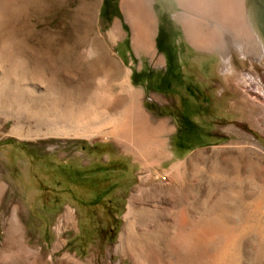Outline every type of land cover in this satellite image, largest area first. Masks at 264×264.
I'll use <instances>...</instances> for the list:
<instances>
[{"label": "rangeland", "instance_id": "obj_1", "mask_svg": "<svg viewBox=\"0 0 264 264\" xmlns=\"http://www.w3.org/2000/svg\"><path fill=\"white\" fill-rule=\"evenodd\" d=\"M86 1L0 0V59L3 62L0 67L11 75L19 74V78L23 77L22 72L26 69L40 71L44 80L58 74L77 86H83L85 79L91 78L93 83L87 86L89 95L96 92L103 106L107 97L113 95L118 104H111L104 112L95 113L97 119L88 123L82 118L89 117L91 113L80 111L82 101L78 94L73 95L74 90L68 89L55 92L52 99L46 96L33 100L29 98L24 114L41 132H52L62 127L70 132L91 130L112 116L119 118L128 94L121 78L124 69H129L131 85L141 91V107L150 120L169 117L174 124L166 136L172 155L160 162V168L168 169L172 163L186 160L198 152L201 154L198 164L187 169L186 190L181 196L180 207L200 223L219 214L226 223L240 230L241 258L249 257L247 245L255 240L256 232L251 228H241L245 221L251 222V219L264 222V212L253 211L252 201L264 189V178L244 157L220 160L222 150H233L237 145H245L246 140L264 147V133L261 130L264 126L261 129L252 127L240 108L241 104H248L247 93L243 94L240 88L244 84L237 80L240 71L236 74L231 70L219 75L220 59L218 61L216 55L208 52L197 53L189 45L174 17L182 11L175 0H152L158 21L155 39L157 55H165V67L156 66L155 59L151 60L144 51L138 52L133 48L128 35L129 27L118 0H106L105 4L103 0H98L97 23L100 32L104 34L116 19L121 21L124 31L110 51L106 49L115 68L112 71L108 65L103 67L102 71L109 72L111 79L98 87L96 78L101 77V72L89 73L72 55L54 54L50 58L36 55L32 59L30 54L24 53L13 57L9 51L8 37L12 41L13 38L18 40L19 36L23 46L28 47L29 34L39 33L47 24L54 26L57 36L72 41L82 30L79 7ZM246 3L252 15H247V23L264 41V0H246ZM196 6L195 2L189 3L188 9L192 14ZM246 13L249 14V10ZM10 26L15 27L14 35L8 34ZM92 29H95L94 25ZM192 56L201 59L195 65L199 71L206 73L204 78L188 71ZM15 58H23V61ZM217 61L219 67L216 66L214 76L208 79L210 76L207 72ZM249 61L237 65V68L248 69ZM4 81L7 79L1 78L2 85ZM9 84L14 85L11 81ZM157 94L162 95L163 99L154 96ZM220 97L224 100L222 106L225 111L217 104ZM8 127L9 122L4 129ZM50 144L57 145L53 151L47 148ZM118 146L111 140L104 142L100 136L89 139L49 136L36 141L15 136L0 138V183H5L4 190L0 192V264H17L19 261L29 264L32 256L24 252L26 247L33 251L44 250L47 258L55 259V256L67 250L82 260L91 258L93 264H119V253L114 251V245L123 224L122 216L128 197L139 183L138 179L146 172L141 170L131 154L119 153ZM12 147L14 152L11 151ZM32 169L36 172H30ZM128 176L131 179H127ZM160 176L162 184L166 185L164 187L174 186L172 178ZM73 183L86 187V193L75 191L71 187ZM29 184L34 187L35 193L32 204L28 201ZM67 207L72 213L67 226L69 232L62 238L63 249L54 254L55 229ZM13 215H16L18 224L13 220ZM5 220H9L8 223L5 224ZM176 220L177 216L174 215L172 224ZM6 227H11V237L8 248H2ZM220 238L216 236L213 242L209 241L211 244H205V256L214 252L217 244L221 243ZM263 254L264 249L261 254L264 261Z\"/></svg>", "mask_w": 264, "mask_h": 264}, {"label": "bare ground", "instance_id": "obj_2", "mask_svg": "<svg viewBox=\"0 0 264 264\" xmlns=\"http://www.w3.org/2000/svg\"><path fill=\"white\" fill-rule=\"evenodd\" d=\"M244 3V0H233L234 12L230 28L233 33L234 46L238 48L240 47L238 40L246 39V42L251 40L254 44L256 39L245 18L246 8ZM97 5L98 0H87L79 7L82 30L72 41L67 37L57 36L54 26L47 24L39 33L31 32L29 34L30 43L28 47L23 46L19 36L17 37L18 40L13 38L17 35L11 36L12 41L8 37L10 41H8L9 51H11L13 57H18V55L24 53L30 54L31 58L36 55L45 58H50L54 54L72 55L86 67V71H89V73L101 72V77L96 78L98 79V87L100 83L111 79L109 72L102 71L103 67L108 65L112 71L115 68V63L109 60L106 49L110 51V47L123 35L124 31L121 21L116 19L113 25L102 34L97 23ZM119 7L125 23L129 27L128 35L133 48L138 52L144 51L151 60L155 59L156 66L164 67V58L162 55H157L156 49L157 21L153 12V1L119 0ZM93 25L94 30L92 29ZM196 28L200 29L199 26ZM14 31L15 27L10 26L8 34L14 35ZM263 57L264 54L262 53L257 62L258 64L250 65L242 73L243 91L247 93L248 104L246 106L241 104L240 108L243 109L248 123L256 129H261L264 126V64L261 65L259 62ZM15 59L23 61V58ZM2 64L3 62L0 59V66ZM39 72L34 69H26L22 72L24 78H19V74L17 76L16 74L11 75L6 71L4 72L0 67V138L15 136L19 139L36 141L46 139L49 136L82 137L86 139L100 136L104 142L111 140L119 145V153L133 156L134 160L140 165L139 167L142 168L141 170L146 173L141 174L143 177L138 179L139 183L128 197L126 210L122 216L123 224L114 245V251L119 253V264H264L261 255L262 249H264L263 220H257V222L256 220L252 221V219L251 222L243 221L244 225L241 229L251 228L256 232L255 240L253 238V241L247 245L249 257L244 259L241 258L240 253L242 250L239 244L242 238V235L239 234L240 230L226 223L219 214L214 215L212 219L207 220L205 223H200L186 209L180 207L181 196L186 190L187 169L198 162L201 154L198 152L186 160L172 163L168 169L160 168V162L172 155L168 149V138L166 136L174 128V124L169 117L156 121L150 120L149 115L141 107L143 98L141 91L131 85L129 69H124L121 78V83L128 89V94L126 104L119 112V118L112 116L105 122L103 121L104 123L101 125L94 126L91 130L82 129L74 132H70L62 126V128H56L52 132L39 131L24 114L28 104L27 100L44 96L52 99V94L59 90H74L75 94L73 95L78 94L79 99L82 101L80 111L91 113L89 117L82 118L89 123V121L97 119L95 113L104 112L105 108L111 104L117 105L116 96L110 95L107 97V102L103 106L98 101L96 92L90 95L87 93V86L93 83L91 78L85 79L83 86H77L71 80H67L58 74L44 80ZM1 78L7 79V81H4V85H2ZM10 81L14 85L9 84ZM41 85H43V88H41ZM154 96L162 97L158 94ZM8 122L9 127L5 130L4 127ZM107 129L108 131H106ZM117 130H119V134ZM261 130L264 133V128ZM245 143V145H237L233 150H222L220 160L228 161L244 157L264 178V147L250 140H246ZM55 146L50 144L47 148L53 151ZM14 150L12 147L11 151L14 152ZM16 152L18 153V150ZM5 171L7 170L5 169ZM32 171L36 172L35 169L30 172ZM49 172L47 175L50 174ZM160 174L172 178L175 182L174 186L172 188L169 186V188L164 187L166 185H164L165 183L162 184L163 179ZM130 177L128 176L127 179H131ZM71 187L83 194L87 191L86 187L74 183ZM4 188L5 183H0V192ZM28 189L30 190L28 201L32 204L35 200L34 187H30L29 184ZM252 199H254L252 200L253 211L264 212V189ZM69 210V207L65 208L60 216L61 219L58 221V227L55 229L57 238L52 247L54 254L63 249L62 238L64 234L69 232L67 226L72 219V213ZM174 215L177 216V220L175 224H172ZM13 220L18 224L16 215H13ZM8 221L5 220L4 223L6 224ZM4 232L1 246L2 248H8L11 227H6ZM216 236L222 238H220L221 243L217 244L214 252L205 256V244L209 241L213 242ZM24 252L32 256H30L29 264H93L91 258L82 260L67 250L62 251L59 256H55V259L47 258L44 250L33 251L26 247ZM17 264L27 263L19 261Z\"/></svg>", "mask_w": 264, "mask_h": 264}, {"label": "crops", "instance_id": "obj_3", "mask_svg": "<svg viewBox=\"0 0 264 264\" xmlns=\"http://www.w3.org/2000/svg\"><path fill=\"white\" fill-rule=\"evenodd\" d=\"M177 5L182 9L178 14L174 15L178 24L181 26L182 32L185 36V39L189 42V45L199 52H208L217 56V59L221 63L219 69V75H223L224 72H229L234 70L237 74V71L240 73L237 76V80L240 84H243L242 73L245 69L237 68V65H243L246 61H249V66L258 64V60L262 53L264 54V41L261 38L260 34L248 24L251 30L253 31L256 39L253 44L251 40L246 42V39L238 40L240 47L234 46L233 33L230 28V24L233 20V0H175ZM196 3V11L193 14L191 10L188 9L189 3ZM244 5L246 8V0H244ZM119 5V0H118ZM249 10V14L245 12V18L247 20V15L251 16V9L247 4L246 11ZM205 17L208 19L203 20ZM158 24V21H157ZM199 26L200 29L196 27ZM158 32V27H157ZM157 35V34H156ZM156 39V38H155ZM164 58V67L167 64L165 55H162ZM192 56L189 60V70L190 72H196L199 76L205 75L196 65L201 60L195 56V59ZM197 58V59H196ZM213 64L212 69L207 72L209 78H212L216 72V66L219 67V62ZM264 64L263 58L259 61ZM189 64V63H188ZM249 68V67H248ZM242 93L244 94L243 87H240ZM224 100L220 97L217 102L218 105L225 111L222 106ZM228 113V112H227Z\"/></svg>", "mask_w": 264, "mask_h": 264}, {"label": "trees", "instance_id": "obj_4", "mask_svg": "<svg viewBox=\"0 0 264 264\" xmlns=\"http://www.w3.org/2000/svg\"><path fill=\"white\" fill-rule=\"evenodd\" d=\"M106 3V0H103V4H105ZM105 11V10H104ZM104 11L102 12V13H104ZM105 14H103V16H104Z\"/></svg>", "mask_w": 264, "mask_h": 264}]
</instances>
